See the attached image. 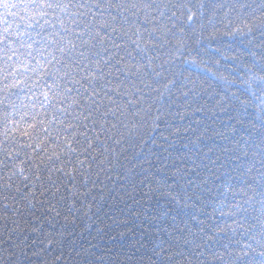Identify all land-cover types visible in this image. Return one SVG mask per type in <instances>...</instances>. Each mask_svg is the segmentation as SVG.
Listing matches in <instances>:
<instances>
[{
	"label": "trees",
	"instance_id": "1",
	"mask_svg": "<svg viewBox=\"0 0 264 264\" xmlns=\"http://www.w3.org/2000/svg\"><path fill=\"white\" fill-rule=\"evenodd\" d=\"M29 2L0 0V264H264V0ZM73 20L113 80L48 123L33 84L79 86L47 63Z\"/></svg>",
	"mask_w": 264,
	"mask_h": 264
},
{
	"label": "snow or ice",
	"instance_id": "2",
	"mask_svg": "<svg viewBox=\"0 0 264 264\" xmlns=\"http://www.w3.org/2000/svg\"><path fill=\"white\" fill-rule=\"evenodd\" d=\"M72 0H69V3H71ZM77 7H85L86 4L81 3V0H75ZM68 4L63 3L62 0H30L29 3L24 4V11L31 10L33 13L41 15V16H47L49 15L50 9H56L58 7H67ZM2 8H9V7H16L15 4H3L0 5ZM54 14V13H53ZM79 15V14H76ZM26 18V17H22ZM92 19H95V17H92ZM6 22V21H4ZM61 26L63 28V21H60ZM81 22L79 20H73L71 22V27L69 28H63L64 32H71L74 33L75 36L72 39L63 38L65 40L64 45H60L58 48H54L52 50V53H49L50 59H47V63L49 65L56 63L58 65H63L64 68H67L68 66H71L79 73H81V77L78 81L79 86L73 87V84L76 81V74L75 73H69L67 71H63L61 67H57L54 69L52 73L48 72L47 67L44 65H41V70L39 71V75L37 77L36 82L33 84V87L39 86L41 87V95L43 96V100L41 101V109H42V115L45 117L48 116V112L44 111V109H52L53 115L51 119L48 121V123H56L57 120H63L64 116L71 115L72 113H69L65 111V105L67 101L71 98V93H75L78 97H83L82 104H88L89 109L87 113H84L85 117H88L91 115L93 109L98 107L101 103V100L105 95H108L109 86L112 83L113 77L111 75V70L113 69V64L108 60L107 57H103L102 60L104 62L105 67H101V61L100 60H92L87 59L86 63L80 62V57H87V53L85 51L86 48L93 47L94 45H90L89 41L93 39V33H95L97 36L100 35H108L106 31H103L99 28L97 29H91L87 24H85L84 27L80 26ZM239 29H237L238 31ZM52 35H59V33H53ZM55 43V41H53ZM56 51H59L61 53V57L57 58L54 53ZM117 55L120 57L118 59L117 64H123L124 60L122 57V54L117 53ZM106 69L108 71H106ZM116 71H120L118 68ZM108 76V79L104 81L102 85L97 84L95 77H99L101 80L105 76ZM124 78L127 79V73H123ZM48 76L51 79V82L48 80H45L43 84H40L39 81L43 77ZM71 77L70 79H67L65 84L62 86L63 90H61V86L59 85V80L64 79L65 77ZM115 79L117 82H119L120 77L116 76ZM20 83H23V81L17 80L12 82L11 84H6L5 88H11L16 87ZM103 92V95H102ZM68 95H65V94ZM64 96L63 100L57 99V97ZM117 102H119L118 98ZM127 99L128 103H132L131 99ZM111 107V106H109ZM158 111V110H157ZM75 112L80 113L81 109L77 108L75 109ZM59 113V116L57 115ZM110 115L115 116L116 113L110 112ZM155 119H159V116L157 115ZM39 123L42 125L41 131L45 132V134L48 133V125L45 124L43 120L39 121ZM25 134H28V130L25 129Z\"/></svg>",
	"mask_w": 264,
	"mask_h": 264
}]
</instances>
